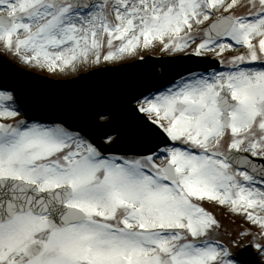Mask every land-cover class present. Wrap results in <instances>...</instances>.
I'll use <instances>...</instances> for the list:
<instances>
[{"label":"snow or ice","instance_id":"6c2138e0","mask_svg":"<svg viewBox=\"0 0 264 264\" xmlns=\"http://www.w3.org/2000/svg\"><path fill=\"white\" fill-rule=\"evenodd\" d=\"M157 44L242 50L138 101L165 136L151 154L107 156L119 137L17 119L0 92V264H242L206 203L264 236V0H0V46L48 73Z\"/></svg>","mask_w":264,"mask_h":264},{"label":"rangeland","instance_id":"374dc122","mask_svg":"<svg viewBox=\"0 0 264 264\" xmlns=\"http://www.w3.org/2000/svg\"><path fill=\"white\" fill-rule=\"evenodd\" d=\"M239 2L241 4H243L245 1L244 0H239ZM237 13L241 12L242 9L241 8H237L236 9ZM219 14V13H216ZM199 42V39H197V43ZM191 47H194V45L190 46L189 49L185 50V51H180V52H172V51H166L163 50L159 45L157 46V48L155 50H153L154 54L157 55H162V56H172L175 54H187L191 52ZM242 49H239L238 46L237 48H233V50L231 51H225L221 57H219L220 59H229L234 55L239 54V51H241ZM0 54L6 56L9 60H11L13 63H15L17 66L21 67L22 69L29 71V72H35L38 73L40 75H46L50 78L53 79H67L70 77L75 76L78 73H83L86 72L85 69L88 70V68H93V67H100L103 65V62H101L100 65H86L83 66L79 69V71L73 72L71 70H69L66 73H62V74H52V73H48L43 72L42 69H40L39 67H36L34 65H26L24 64L22 61H20L16 56H14L12 53L8 52L7 50H5L2 46H0ZM208 54H214L209 52ZM141 56L143 57L142 53H137L134 54L130 57L125 58L122 61H133L136 59L137 56ZM122 61H117L116 63H108V64H118L119 62ZM158 95V94H157ZM3 104H5L6 106L15 108V105L13 104V101H3ZM21 115L19 114V116L17 117V119H20ZM204 207L209 210L214 216L215 218L218 220L219 222V229L214 232V238L224 241L225 243L228 244V246L231 247V250H236L237 249V245H240L239 248H242L246 245H251L253 247V250L255 251V255L258 258V260L263 261L264 262V252H261L260 250H258L257 248H255L253 245L254 243H259L261 245H264V236L260 235V231L258 226L251 224V222L247 221L243 216L241 215H237L235 213L229 212L227 213L222 207L220 208V210L214 209L212 208V206H210V203H206L204 204ZM241 231H245V232H250L253 233L255 235V240H253L252 236H247V237H242L239 235V233Z\"/></svg>","mask_w":264,"mask_h":264},{"label":"water","instance_id":"95a60500","mask_svg":"<svg viewBox=\"0 0 264 264\" xmlns=\"http://www.w3.org/2000/svg\"><path fill=\"white\" fill-rule=\"evenodd\" d=\"M161 66L163 67V72H162V76H161L162 79H161V85H160V87H163V86L167 85L168 83L172 82L174 78L179 77L180 75L185 74L188 71L192 70V68H190V69L183 68L181 70H177V71L170 72L166 68V66L164 64H161ZM150 68H151L150 66H144V70H149ZM39 103H42V102H39ZM23 108H25V107L23 106ZM27 119H32V117L30 115H27ZM116 122H118L116 116H114L113 114H111V119H110L108 125L109 126H114V125H116ZM90 138H91V140L94 143H96L98 141L97 138H95V139L93 137H90ZM241 254L242 253H240V255Z\"/></svg>","mask_w":264,"mask_h":264},{"label":"bare ground","instance_id":"6f19581e","mask_svg":"<svg viewBox=\"0 0 264 264\" xmlns=\"http://www.w3.org/2000/svg\"><path fill=\"white\" fill-rule=\"evenodd\" d=\"M134 79L135 81L139 84V85H142L144 83L143 79H141L138 75H134ZM88 89H91L92 87L91 86H87ZM78 94V93H76Z\"/></svg>","mask_w":264,"mask_h":264}]
</instances>
